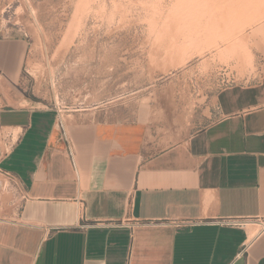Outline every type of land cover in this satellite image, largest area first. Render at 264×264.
Returning <instances> with one entry per match:
<instances>
[{
	"label": "crops",
	"instance_id": "1",
	"mask_svg": "<svg viewBox=\"0 0 264 264\" xmlns=\"http://www.w3.org/2000/svg\"><path fill=\"white\" fill-rule=\"evenodd\" d=\"M24 54L22 41L0 39V176L26 195L0 217V264H264V228L247 244L253 225L77 228L81 207L88 222H263L264 104L232 109L220 94L217 120L170 145L135 119L84 115L64 136L57 114L17 86Z\"/></svg>",
	"mask_w": 264,
	"mask_h": 264
},
{
	"label": "rangeland",
	"instance_id": "2",
	"mask_svg": "<svg viewBox=\"0 0 264 264\" xmlns=\"http://www.w3.org/2000/svg\"><path fill=\"white\" fill-rule=\"evenodd\" d=\"M2 38L24 43L17 86L59 126L135 119L170 145L217 120L220 94L264 104V0H0Z\"/></svg>",
	"mask_w": 264,
	"mask_h": 264
},
{
	"label": "built area",
	"instance_id": "3",
	"mask_svg": "<svg viewBox=\"0 0 264 264\" xmlns=\"http://www.w3.org/2000/svg\"><path fill=\"white\" fill-rule=\"evenodd\" d=\"M62 129V133L65 136L64 129L62 124L60 125ZM65 155L67 159L70 161L72 166L75 164V153L73 150V146L70 142L66 144V151ZM5 178H7L13 187L18 192V196H20L21 201L26 199V195L24 192L23 186L11 175L5 173L3 174ZM81 204V203H79ZM81 213L79 214L80 222L77 224V228L80 230H86L88 228H125L132 232L135 228L138 227H155V226H174V227H193L198 224L207 223V224H215L220 227H228V228H245L250 225L259 224L262 225V229L264 228V221L262 222L260 219H237V218H229V219H221L215 220L214 222H201V221H194V220H183V221H174L170 222L167 220H131L129 218H124L121 220H106V221H96V222H88L85 220L83 216V209L82 207L79 208Z\"/></svg>",
	"mask_w": 264,
	"mask_h": 264
},
{
	"label": "bare ground",
	"instance_id": "4",
	"mask_svg": "<svg viewBox=\"0 0 264 264\" xmlns=\"http://www.w3.org/2000/svg\"><path fill=\"white\" fill-rule=\"evenodd\" d=\"M5 186H6V184H5ZM5 186L3 185V188H5ZM262 227H263L262 225L257 224L255 226L253 225V227H251V229H249L247 244H250V242L258 235V233L262 229Z\"/></svg>",
	"mask_w": 264,
	"mask_h": 264
}]
</instances>
